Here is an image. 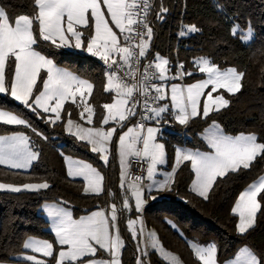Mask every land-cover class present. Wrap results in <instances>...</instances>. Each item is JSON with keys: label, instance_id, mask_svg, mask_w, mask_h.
<instances>
[{"label": "snow or ice", "instance_id": "obj_1", "mask_svg": "<svg viewBox=\"0 0 264 264\" xmlns=\"http://www.w3.org/2000/svg\"><path fill=\"white\" fill-rule=\"evenodd\" d=\"M33 8L35 11L31 16L20 15L10 19L0 7V93L9 94L44 123L53 126L62 119L61 112L65 103L71 101L82 108L80 118L91 125L95 112L87 101L92 95L94 85L59 68L53 59L43 54L45 43L55 48L80 49L86 46L87 52L99 57L106 66L107 84L104 91L115 95L111 103L103 105L106 115L103 116L102 123L108 125L112 121L116 127L108 130L85 128L68 118L66 131L91 145V151L97 153L100 160L107 165L110 145L117 129L125 127L126 122L139 117L132 127H128L126 132L118 136L121 187L124 188V166L129 156L142 157L149 162L147 179L151 183L143 185L139 183L142 178L136 176L122 194L119 209L113 203L109 211H93L79 219H74L72 212L66 207L48 206L46 211L52 221L54 242L29 238L23 248L33 254L25 255L22 259L28 264H47V261L37 258L36 254H41L43 257H52L55 264H121L119 253L124 247V242L119 233L118 212L137 214L136 219L127 220V228L131 238L135 240L144 232L142 213L145 204L148 199L157 198L153 191L167 192L173 187L175 167L171 172H163V179L154 178L157 165L166 163L165 145L157 141L159 125L171 117L180 125L187 126L192 118H208L210 113L227 108L230 101L223 95L214 97L213 93L218 89H224L229 94L240 92L244 72L237 71L236 68L222 71L208 59L200 58L196 62L199 72L206 73L207 78L186 88L179 83H172L170 104L160 103L166 99V85L154 84L153 80H183L185 75L191 76L192 72L186 71L183 63L173 69L169 58L151 50L153 28L148 21L152 8L150 0H34ZM166 12L167 8L161 5L156 18L163 20V14ZM114 28L118 32L114 31ZM199 31L193 24L184 26L178 35L185 37ZM238 32H242V26L234 23L231 33L235 36ZM244 38L254 39L250 25ZM13 66L14 74L11 71L6 74V68L11 70ZM153 69L154 71L150 72ZM173 71L174 75H170ZM38 80L42 90L38 87ZM210 85L211 90L206 93L201 111L200 97L205 95V89ZM140 97H143V101ZM68 115L70 117V113ZM145 122H152L155 126L146 127ZM0 123L24 126L41 139L48 140V137L38 131L28 119L14 114L11 110L0 109ZM207 131L206 140L208 147L212 149L211 152L182 147L175 150V165L190 162L196 176L191 190L205 200L209 198L218 178L250 169L258 158L264 160V138L258 140L255 133L226 135L215 122ZM138 144H142V147H137ZM39 156V150L34 149L28 135L17 133L0 136V165H6L10 169H28ZM66 163L69 176L83 177L85 193L99 195L104 191V177L91 164L74 161L70 157L66 158ZM48 188L50 184L46 181L20 186L0 183V190L13 193L39 192ZM129 191L131 197L127 195ZM262 192L264 179L259 184L249 186L239 196L232 209L233 214L239 217L236 225L239 233L245 234L256 226L257 214L261 212L258 196ZM132 198L135 201L134 208L130 204ZM171 227L175 228L176 225L171 223ZM148 235L153 238L150 247L164 260L169 264H180L178 257L164 251L163 246L155 239V233ZM54 244L60 246L56 256ZM97 246L104 250L110 259L85 260L86 257L96 255ZM192 250L201 264H217L214 244L196 246ZM138 251L141 255L137 258V264H150L145 260L149 255L147 248L138 247ZM233 264H264V259L258 260L254 254L244 249L241 257H237Z\"/></svg>", "mask_w": 264, "mask_h": 264}, {"label": "trees", "instance_id": "obj_2", "mask_svg": "<svg viewBox=\"0 0 264 264\" xmlns=\"http://www.w3.org/2000/svg\"><path fill=\"white\" fill-rule=\"evenodd\" d=\"M33 2L0 0V5L10 19H14L19 15H33ZM161 5L167 8L163 20L156 18ZM150 18L153 28L151 50L169 58L173 69L183 63L185 70L192 72L191 76H184L185 81L200 76L196 59L202 56L208 57L220 67L235 66L244 72L241 91L236 94L224 92L230 101L227 108L210 113L208 118H192L187 126L180 125L171 117L167 118L171 130L160 136L167 152L166 168L172 169L175 166L177 147L207 148L200 134L212 121H218L229 134L253 132L258 140L264 138V0H155ZM234 23L242 26V30L248 29L250 25L254 39L244 40L242 32L232 35ZM193 24L200 29L198 33L185 37L178 35L184 26ZM43 54L92 82L93 92L88 99V104L95 112L92 125H102L106 114L103 105L112 102L114 93L104 91L107 84L105 70L97 57L55 48L48 43L43 45ZM12 68L8 69V73L12 72ZM0 107L28 119L48 137L45 141L24 126L0 123V134L25 131L34 148L40 152L38 160L28 170L0 165V183L22 185L46 181L50 184V188L39 192L13 193L0 190V262H11L18 260L17 256L26 251L23 245L28 237L54 242L55 234L42 213V203L61 202L70 206L75 215H80L111 200L119 202L122 193L121 169L118 159L114 157L107 167L104 166L86 142L66 131L65 118L69 117V113L71 118L85 122L80 118L82 108L71 101L66 102L63 119L55 126L44 123L9 94L0 93ZM67 155L88 160L102 169L105 172L107 191L99 195L85 193L84 181L68 175ZM263 171L264 160L258 158L250 169L218 178L209 198L205 200L191 190L195 172L190 162L186 161L175 172L172 190L158 199H148L143 210L145 225L147 229H155L162 245L175 251L185 264H201L195 258L192 240L216 242L219 261L233 257L244 244L249 245L260 259H264V199H261L264 192L259 196L261 212L257 214L256 226L249 232L241 234L237 231L238 216L232 211L241 191ZM124 220L123 217L121 221L125 245L122 264H137L138 249L130 231L124 227ZM171 223L176 227H171ZM59 248V245L54 244V256L58 255ZM145 260L150 264H169L154 250L149 251ZM46 261L47 264L55 263L52 257H46Z\"/></svg>", "mask_w": 264, "mask_h": 264}, {"label": "rangeland", "instance_id": "obj_3", "mask_svg": "<svg viewBox=\"0 0 264 264\" xmlns=\"http://www.w3.org/2000/svg\"><path fill=\"white\" fill-rule=\"evenodd\" d=\"M0 7H2L1 5H0ZM3 8V7H2ZM4 9V8H3ZM106 11V10H105ZM20 16V15H19ZM18 17V16H17ZM16 17V18H17ZM114 31H117L118 32V30L117 29H115L114 28ZM247 31H248V29H245V30H242V36H243V39L244 40H246L245 38H244V36L247 34ZM246 41H250V40H246ZM65 49H68V50H71V51H76V52H80V53H86L87 55H91V56H93L91 53H89V52H87V50H86V46L85 47H82V48H80V49H76V48H74V47H67V48H65ZM162 56V55H161ZM50 59H53L52 57H50V56H48ZM96 57V56H95ZM163 57H165V56H163ZM166 58V57H165ZM200 58H206V59H208L210 62H211V60L208 58V57H206V56H202V57H199V58H197L196 59V62L200 59ZM53 61H54V63L59 67V68H61V69H64V70H67V71H69V72H71V73H73V74H75V75H77V76H79L81 79H85V80H88L89 82H91L89 79H87V78H85V77H83V76H81L80 74H78L77 72H75L74 70H72L71 68H69V67H67V66H65V65H62V64H58L54 59H53ZM212 63V62H211ZM214 64V63H213ZM215 66H217L220 70H226V69H228V68H236L237 69V67H235V66H229V67H220V66H218V65H216L215 64ZM237 71H239L238 69H237ZM8 73V68H6V74ZM11 73H13L14 74V66H13V68H12V72ZM197 73L200 75L199 77H197V78H194V79H189V80H168V81H157V84H165L166 85V92H167V95H166V99H165V101H162V102H160V103H164V102H167V103H169L170 104V95H171V93H170V87H171V84L172 83H179V84H181L182 86H184L185 88L188 86V85H190V84H194V83H197L198 81H200V80H202V79H206L207 78V74L206 73H200L199 72V68H197ZM170 75H174V73H169ZM42 75H44V73H42ZM92 83V82H91ZM38 87H41V90H42V85L40 84V81L38 80ZM211 90V85L207 88V89H205V95L204 96H201L200 97V102H201V111H202V106H203V102L205 101V99H206V93L208 92V91H210ZM224 92H225V90L224 89H218V91L217 92H214L213 93V96L215 97L216 95H223L225 98H226V96H225V94H224ZM1 94H7V93H1ZM115 95V94H114ZM11 97V96H10ZM12 98V97H11ZM13 99V98H12ZM78 100H79V97L77 98ZM88 99H89V97H88ZM227 99V98H226ZM14 100V99H13ZM15 101V100H14ZM17 103H19L18 101H16ZM88 102V101H87ZM111 103V102H110ZM66 104V103H65ZM0 109H3V110H10V109H7V108H3V107H0ZM12 111V110H11ZM14 112V111H13ZM14 114H17V113H15L14 112ZM87 114H85V116H86ZM106 115V114H105ZM63 111L61 112V117H62V119H63ZM68 118H71V117H67V118H65V125H66V121H67V119ZM73 121H74V123H76V124H81V125H83V127H85V128H88V127H96V128H103L104 130H108L109 128H111V127H116V124H115V122H112V121H110L109 122V124L108 125H104V124H102V125H99V126H95V125H89V124H87L86 122H83V121H81V120H77V119H74V118H71ZM173 119V118H172ZM177 122V121H176ZM213 122H215L216 124H218L219 125V127L221 128V129H223L222 128V126H221V124L218 122V121H212V122H210L205 128H204V130L202 131V133L200 134V136H201V138L204 140V142L206 143V145H207V148H205V149H200V148H193V147H188V149H192V150H200L201 152H211L212 151V149H210L209 147H208V144H207V140H206V137H207V135H208V129L211 127V125L213 124ZM135 124V122H131V123H128L125 127H123V128H118L117 129V133L116 134H114V136H113V140H112V143H111V145H110V153H109V163H110V160L112 159V157H114L115 159L117 158L118 160H120V157H119V148H118V136L120 135V134H123V132H126L127 131V128L128 127H132L133 125ZM147 126H155L152 122H150V123H148L147 124ZM146 126V127H147ZM159 127H160V133H159V135H158V137H157V141L159 142V143H163L164 144V142H163V140L160 138V136L161 135H163V134H165V132L166 131H170L171 130V126L169 125V121L167 120L166 122H161V124L159 125ZM74 131H75V128L73 129ZM223 131H224V129H223ZM12 133H14V134H17V133H24L25 135H28V133H26L25 131H16V132H12ZM12 133H9V134H12ZM224 133L226 134V135H230V136H237V135H240V134H242V133H237V134H229V133H227V132H225L224 131ZM253 132H249V133H243V134H252ZM13 134V135H14ZM1 135V134H0ZM2 135H7V134H2ZM29 136V135H28ZM84 142H86V141H84ZM87 143V142H86ZM165 145V144H164ZM89 147H90V150H91V145H89ZM137 147H142V144H138L137 145ZM181 147V146H180ZM183 148V147H182ZM35 149V148H34ZM36 150V149H35ZM97 154V153H96ZM98 155V154H97ZM99 156V155H98ZM68 157H70L72 160H74V161H82V162H84V163H89V164H91L94 168H96L97 169V171H99L100 173H101V175L104 177V179H103V183H102V187H103V189H104V191L103 192H101L100 194H103L105 191H107V185H106V178H105V172L102 170V169H100V168H98L97 166H95L92 162H90V161H88V160H85V159H80V158H76V157H72V156H69V155H67L66 156V158H68ZM165 158H166V163H167V152H166V148H165ZM147 161V160H146ZM101 162H102V164L104 165V166H108L109 165V163L107 164V165H105L104 164V162L101 160ZM147 163H149L148 161H147ZM166 163L165 164H163V165H157V171H156V176L154 177L155 179L156 178H158L160 175H162V173L163 172H165V170H166ZM67 164V163H66ZM127 166H128V164H127ZM29 169V168H28ZM28 169H24V170H28ZM67 170H68V165H67ZM126 170H127V167H126V169L124 170V172H126ZM121 174V173H120ZM121 176V175H120ZM72 177V176H71ZM73 178H79V179H82L83 181H84V179H83V177H79V176H77V177H73ZM196 179V176H194V179H193V181ZM262 179H264V171H263V173L258 177V178H256L255 180H253L250 184H248L242 191H241V193L242 192H244L245 190H247L248 188H249V186H251V185H253V184H259L260 183V181L262 180ZM29 183H42V182H29ZM193 183V182H192ZM84 184H85V181H84ZM128 184H130V182H127L125 179H124V188H122V193H121V198L119 199V202L118 201H116V200H111V201H109L107 204H105L106 206H105V209L104 210H106V211H109L110 210V206L113 204V203H115L116 205H117V202L118 203H121L122 204V198H123V196H122V194H124L125 193V190L127 189V186H128ZM14 185V184H13ZM23 185V184H22ZM15 186H20V185H15ZM120 186H121V178H120ZM192 186V185H191ZM89 193H92V192H89ZM241 193L239 194V196L241 195ZM94 194H96V193H94ZM127 195L129 196V197H131V192L129 191V192H127ZM239 196H238V198L236 199V201H235V203H234V206H235V204L237 203V201H238V199H239ZM258 200H259V196H258ZM134 203H135V201H134V198H132V199H130V204L133 206V208H134ZM53 205H56V206H60V207H66L68 210H70L71 212H72V214H73V218L74 219H79L81 216H86V215H89L91 212H93V211H99V209H97V210H92V211H89V212H87V213H83V214H80V215H75L74 214V212H73V210H72V208L70 207V206H68V205H66V204H64V203H61V202H57V201H46V202H44V203H42V205H41V209H42V211H43V214L45 215V217L48 219V221H49V228H50V230H51V223H52V221H51V218L50 217H48V215H47V211H46V208L48 207V206H53ZM119 209V208H118ZM136 215L137 214H135L134 212L133 213H128L127 211H124L123 213H120V212H118V227H119V233H120V236H121V239L123 240V242H124V245H125V240H124V236H123V231H122V221H121V219L124 217L125 218V220H124V227L129 231V229L127 228V220L129 219V218H131V219H136ZM142 220H143V217H142ZM238 220H239V217H238ZM137 228H139V221H138V224H137ZM148 233H155V239L156 240H158V242L162 245V243L160 242V240H159V237H158V234H157V232H156V230L155 229H148V231H147V238H148V241H149V246L151 245V242H152V237H150L149 235H148ZM146 235H145V233L143 232V234L142 235H138L137 236V238L134 240L135 241V243H136V246H137V249H138V247L140 248V249H142V247H143V245L145 244V237H146ZM34 239H39V240H47V239H43V238H34ZM49 241V240H48ZM49 242H51V241H49ZM209 244H214L215 245V247H216V261H217V264H233V262L234 261H236V259H237V257H241V253H242V250H244V249H247L250 253H252V254H254L256 257H257V259L259 260L260 258L257 256V254L254 252V250L249 246V245H246V244H244L243 246H241V248H240V250H239V252L235 255V256H233V257H231V258H229L228 260H225V261H219L218 260V257H217V244H216V242H209V243H201V242H197V241H191V245H192V247H196V246H200V247H204V246H208ZM163 246V245H162ZM66 247V246H65ZM124 248V247H123ZM123 248L120 250V253H119V255H120V258L122 257V252H123ZM60 249V248H59ZM163 249H164V251L165 252H169V253H171L173 256H176V257H178L179 258V260H180V264H185L184 263V261L180 258V256L175 252V251H172V250H169V249H167V248H165L164 246H163ZM150 250H154V251H156L155 249H152L151 247H150ZM100 252H102V255L104 254V250H102V249H100L98 246H97V253H96V255L95 256H92V257H95L94 259H96V256H97V254H99ZM157 252V251H156ZM106 253V252H105ZM140 252L138 251V256H137V258L141 255V253L139 254ZM158 253V252H157ZM29 254H33V253H31L30 251H26V252H24V253H21L20 254V256H21V258L22 257H24L25 255H29ZM159 254V253H158ZM160 255V254H159ZM99 256H101V253H100V255ZM161 256V255H160ZM102 257V256H101ZM104 257V256H103ZM162 257V256H161ZM20 258V257H19ZM37 258L38 259H43V260H45L46 261V259H44L42 256H39V255H37ZM106 260L107 259H110V257L108 256V254L106 253ZM242 259H243V257H242ZM100 260H104V258H101ZM168 262V261H167ZM169 263V262H168ZM0 264H28V262H26V261H24L23 259H21L20 261H14V262H0ZM55 264V263H54ZM121 264H122V260H121Z\"/></svg>", "mask_w": 264, "mask_h": 264}, {"label": "built area", "instance_id": "obj_4", "mask_svg": "<svg viewBox=\"0 0 264 264\" xmlns=\"http://www.w3.org/2000/svg\"><path fill=\"white\" fill-rule=\"evenodd\" d=\"M150 2L152 4V8H151V10H152L153 7H154L155 0H150ZM151 10H150V12H151ZM150 12H149V15H148V21H149L150 26H151V22L152 21H151V18H150ZM97 60L100 63V65L103 67V69L105 70L106 66L103 63V61L100 60L99 57H97ZM145 63H147V61H145ZM151 71H154V69L150 70V72ZM157 81L158 80H153L152 83L157 84ZM152 94L153 95L155 94L154 91H153ZM140 100L143 101V97H140ZM137 119H139V117L133 118L131 121H128L126 123L127 124L131 123V122H135L136 123ZM145 123H146V126H147V124L150 123V122H145ZM147 166H148V164H147V162H146V160L144 158H142V157H139V158L138 157H132L130 159L129 163H128L127 170L125 172L126 173L125 180L127 182L132 183L136 176H140L142 179H141V181H139V183L144 184L145 181H146Z\"/></svg>", "mask_w": 264, "mask_h": 264}, {"label": "crops", "instance_id": "obj_5", "mask_svg": "<svg viewBox=\"0 0 264 264\" xmlns=\"http://www.w3.org/2000/svg\"><path fill=\"white\" fill-rule=\"evenodd\" d=\"M14 133H12V134H7V135H0V136H11V135H13ZM183 148H186V149H188V147L187 146H183ZM132 157H134V156H129L128 158H127V163H126V165L124 166V170L126 169V167H127V164L129 163V161H130V159L132 158ZM146 160V159H145ZM118 162H119V166H120V169H121V164H120V160H118ZM147 162V161H146ZM148 164V163H147ZM175 168H176V170L180 167V165L179 166H174ZM173 169V168H172ZM172 169H167L166 168V170H165V172H171L172 171ZM157 180H160V179H163V175H160L158 178H156ZM193 182V181H192ZM148 183H151V181H149L148 179H147V174H146V181H145V183L143 184V185H147ZM165 192H160V194L159 193H156L155 191H153V195H158V196H156L157 198L156 199H158V198H160L163 194H164ZM146 205V204H145ZM105 206L106 205H102V206H100V207H98V208H96V209H94V210H97V209H99V210H104L105 209ZM120 206H121V203L119 204L118 202H117V208H120ZM42 210V209H41ZM42 213H43V211H42ZM142 217H143V222H144V233H145V235L147 234V231H148V229H147V227H146V225H145V221H144V216H143V213H142ZM29 238H36V237H33V236H31V237H28L27 239H26V241L29 239ZM38 238V237H37ZM39 240V239H38ZM160 240V239H159ZM25 241V242H26ZM161 242V241H160ZM144 248H147V251H148V253H149V251H150V246H149V241H148V238H147V235H146V237H145V244L143 245V247H142V249H144ZM241 248V247H240ZM240 248L238 249V252H239V250H240ZM26 251H30V250H26ZM25 251V252H26ZM238 252H236V254L238 253ZM24 253V252H23ZM100 253H101V256H99L100 255ZM99 254H97V256H96V260H100L101 258H104V260H106V253L104 252V254L102 255V252H100ZM140 254V253H139ZM235 254V255H236ZM36 255H39V256H42L41 254H36ZM234 255V256H235ZM104 256V257H103ZM20 257V258H19ZM43 257V256H42ZM17 258H18V260H16V261H20L22 258H21V256H20V254L17 256ZM44 259H46V257H43ZM95 257H92V256H89V257H86L85 258V260H91V259H94ZM11 262H14V261H11Z\"/></svg>", "mask_w": 264, "mask_h": 264}]
</instances>
